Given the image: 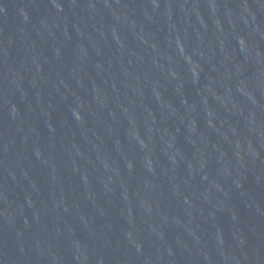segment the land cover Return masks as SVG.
<instances>
[{"label": "water", "instance_id": "95a60500", "mask_svg": "<svg viewBox=\"0 0 264 264\" xmlns=\"http://www.w3.org/2000/svg\"><path fill=\"white\" fill-rule=\"evenodd\" d=\"M0 264H264V0H0Z\"/></svg>", "mask_w": 264, "mask_h": 264}]
</instances>
